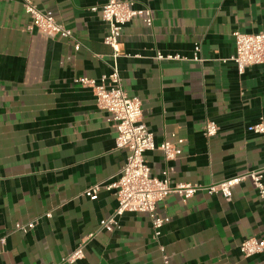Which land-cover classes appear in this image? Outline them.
Masks as SVG:
<instances>
[{
    "label": "crops",
    "instance_id": "crops-1",
    "mask_svg": "<svg viewBox=\"0 0 264 264\" xmlns=\"http://www.w3.org/2000/svg\"><path fill=\"white\" fill-rule=\"evenodd\" d=\"M34 1L74 39L29 31L20 0H0V238L7 237L0 264H60L91 234L77 264H162L160 245L172 264H264V252L245 258L239 249L264 238L252 182L235 186L230 201L208 191L264 171V135L248 130L264 123V64L241 75L232 61L234 32H264V0H119L150 9L154 21L129 23L117 58L104 44L108 26L91 10L109 0ZM158 54L180 60L159 61ZM113 71L141 99L156 145L183 152L172 161L147 152L152 176L199 187L186 201L171 194L159 205L165 223L158 240L140 213L118 218L112 233L99 231L118 208L116 196L106 189L95 200L84 195L116 182L129 154L116 148L112 115L80 82L100 83ZM209 121L220 129L215 137L204 134ZM35 220L34 230L15 231Z\"/></svg>",
    "mask_w": 264,
    "mask_h": 264
},
{
    "label": "built area",
    "instance_id": "built-area-1",
    "mask_svg": "<svg viewBox=\"0 0 264 264\" xmlns=\"http://www.w3.org/2000/svg\"><path fill=\"white\" fill-rule=\"evenodd\" d=\"M25 13L30 18L29 31H38L50 38L74 39L73 32L59 23L51 14L41 12L34 0H20ZM93 12H99L102 21L108 26V33L104 44L113 49L115 57L119 56V45L125 27L134 19L139 18L148 27L153 25V13L150 9L140 8L133 1L123 2L109 0L102 7H94ZM236 45V54L232 61L235 63L239 74H244L246 69L264 64V32L249 35L239 31L233 33ZM81 45L76 44L75 50L79 51ZM200 47L195 49V60L198 61ZM157 60H180L179 56L165 57L158 54ZM83 86L92 88L96 104L102 111L112 115L116 130V148L128 151V158L122 169L120 178L106 187L94 185L84 195L91 200L97 199L99 193L106 189L114 192L118 201L115 213L100 223L99 231L112 233L118 226L117 219L126 213H140L149 216L153 229L154 239L161 237V230L165 220L160 216L158 207L171 194H178L183 200L192 198L199 187L192 185L172 186L168 177L163 180L152 176L145 154L160 150L166 161H172L182 155V150L171 143L156 145L155 136L143 121L142 101L138 97L129 96L121 86L118 71H113L109 76L101 79L100 83L89 79H81ZM250 132L264 135V123L260 122L248 128ZM219 127L215 122L209 121L205 125L206 137H215L219 134ZM180 144L182 141L179 142ZM166 176V174H165ZM250 180L256 188L259 200L264 208V171L257 170L244 173L234 179L224 181L208 188L210 194H221L226 201L232 198V189L244 181ZM51 218V213L46 215ZM39 220L15 226L16 232L28 233L35 229ZM94 235L84 237L77 248L62 259L60 264H77L85 257V250ZM7 237L0 238V252L5 250ZM162 254V264H172L166 252V247L159 246ZM241 254L251 258L264 252V238H250L239 245Z\"/></svg>",
    "mask_w": 264,
    "mask_h": 264
}]
</instances>
